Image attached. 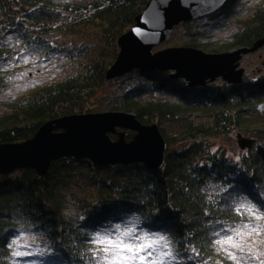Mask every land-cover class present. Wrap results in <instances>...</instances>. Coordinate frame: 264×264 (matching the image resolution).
Instances as JSON below:
<instances>
[{
	"label": "trees",
	"instance_id": "trees-1",
	"mask_svg": "<svg viewBox=\"0 0 264 264\" xmlns=\"http://www.w3.org/2000/svg\"><path fill=\"white\" fill-rule=\"evenodd\" d=\"M147 1L0 0V90L7 85L9 66L19 61L23 51L46 56L60 49L51 42V35L85 33L105 46L75 63L71 74L7 101L0 113V143L29 139L41 124L61 116L124 111L134 113L143 124L157 123L167 144L159 170L142 163L99 167L86 158L62 157L51 162L44 176L31 168L0 175V255H7L14 215L39 222L47 232L54 252L44 264H73V253L87 246L81 228L94 229L102 221L120 219L122 212L138 211L151 219L146 227L171 233L182 264H236L217 249L216 233L252 220L246 206L235 209L231 204L234 198L243 200L242 194L258 206L255 213H264V137L250 138L251 146L244 148L238 161L224 150L211 149L209 138L233 129L264 133V111L257 109L264 101V74L244 77L240 83L221 80L187 87L170 71L134 70L112 79L116 85L108 92L104 109L95 110V100L109 82L106 71L119 51L117 39L133 26ZM237 2L228 0L207 18L229 17ZM238 22L224 48H209L207 41L199 40L207 32L192 29V22L182 23L189 36L178 46L207 52L251 46L264 37V1ZM229 97L239 99L233 103ZM170 124L177 134H166ZM259 124L263 127L258 128ZM127 132L129 139L133 131ZM171 140L179 145L170 147ZM208 180L228 186L214 204L207 203L200 191ZM79 181L86 187V196L81 206L68 211L63 194L70 186H79ZM65 212L75 216L66 219ZM76 264L82 262L76 259Z\"/></svg>",
	"mask_w": 264,
	"mask_h": 264
},
{
	"label": "water",
	"instance_id": "water-1",
	"mask_svg": "<svg viewBox=\"0 0 264 264\" xmlns=\"http://www.w3.org/2000/svg\"><path fill=\"white\" fill-rule=\"evenodd\" d=\"M228 0H148L135 17L132 27L122 33L119 51L106 71V79L126 75L134 70L170 71L187 87L205 86L217 78L240 83L244 68L240 59L264 45V37L251 46L228 51L207 52L189 46H172L153 51L166 41L173 28L208 16L225 6ZM258 110L264 111V101ZM117 128L124 129L118 131ZM127 130L133 131L129 139ZM111 134H117L115 139ZM253 140L238 143L250 147ZM167 144L157 123L143 124L136 115L124 111H102L61 116L44 122L35 134L21 142L0 143V175L31 168L39 176L47 174L52 161L62 157L89 159L104 167L114 164L142 163L159 170L164 164Z\"/></svg>",
	"mask_w": 264,
	"mask_h": 264
},
{
	"label": "rangeland",
	"instance_id": "rangeland-1",
	"mask_svg": "<svg viewBox=\"0 0 264 264\" xmlns=\"http://www.w3.org/2000/svg\"><path fill=\"white\" fill-rule=\"evenodd\" d=\"M262 1L264 0H239L237 5L234 7V11L229 17L225 18L223 14L207 18L211 16L209 15L189 22L194 24L192 29L196 30V28H201V30L207 32V36L200 35L199 40L207 41L209 48H224V43L228 41L224 39L225 35L229 32L235 31L239 26L238 19L246 17L250 9ZM182 23L173 28L170 37L166 41L154 46L153 51L160 50L165 47L178 46L188 40L189 34L186 28L181 26ZM49 38L51 39V42L58 44L60 49L53 51L46 56H42L39 51H34L32 53L23 51L19 61H16L9 66L6 74V76H8L7 85L4 89L0 90V113L4 110V105L7 101L24 95L27 91L40 84L59 80L64 76L71 74L77 68L75 67V63L80 62L84 57L88 58L90 56H94L105 47L104 43L99 45L98 41L96 43V41L89 34L85 33H78L72 36L57 34L51 35ZM117 47L119 49L118 44ZM219 52L222 51H218L217 53ZM240 67L244 68V77L249 79H253L261 74H264V45L254 52L244 54L240 59ZM112 79H108L109 82L96 98L95 110L104 109V103L109 97L108 92H111L113 87L116 85V81ZM221 80V78H217L214 82H219ZM257 117V119L262 118V116ZM262 121L263 120H261V122ZM257 127L262 128L263 126L259 124ZM117 130L122 131L124 129L117 128ZM165 131L169 136L177 134L176 127L171 124L166 126ZM116 135L117 134H115V137ZM257 137H264V133L259 132L258 130L248 132L241 129H233L227 133L210 137L209 144L211 149L224 150L227 156L238 161L241 153L244 151V148H241L238 142L245 138L257 139ZM171 141L170 147H177L179 145L177 141ZM77 183L80 185L70 186V188H68L63 194L64 203L66 204V209L68 211H75L77 207L82 205L83 198L86 196V187L84 183L82 181ZM256 214L261 215L259 213ZM261 216L262 218L259 220L256 219L255 215H253L252 220H248L247 222L236 226L229 225L226 229L221 230L219 235H217V239H223L232 235L233 241L235 243H240L245 249L243 252L239 249L232 248L231 245L227 244L223 246L217 245V249L227 255L228 258V252L235 253L237 259L240 261V264H261V261H264V255H260V253H264V215ZM245 224H251L253 226L260 225L261 227L258 229L259 234H257L256 231H251L249 228H244ZM238 229L241 232L240 236L235 235V232ZM248 232H251V234L247 235L246 233ZM248 249H251V251ZM121 251L124 256L133 255L132 253L127 252V250ZM151 251L152 249L146 248L144 251L137 253L136 258L131 260L129 264H141L139 259L140 255L145 256L144 264H149L155 256L154 252L151 256L148 255Z\"/></svg>",
	"mask_w": 264,
	"mask_h": 264
},
{
	"label": "clouds",
	"instance_id": "clouds-1",
	"mask_svg": "<svg viewBox=\"0 0 264 264\" xmlns=\"http://www.w3.org/2000/svg\"><path fill=\"white\" fill-rule=\"evenodd\" d=\"M232 35L234 31L227 33L224 39L230 40ZM238 99L229 97V101L233 103ZM257 107L259 109L260 105ZM149 187L154 188V185ZM200 191L205 194L207 203L214 204L215 197L227 192L228 186L219 181L208 180ZM242 195L244 199L234 198L231 201L232 206L235 209L251 207L259 212L258 206L247 198L246 194ZM64 216L67 219L69 216H75V213L65 212ZM120 217L118 220L102 221L94 229L81 228V234L87 236L85 241L87 246L80 248L78 253H73V264H76V259L82 264H129L132 259L121 258L120 246L137 248L141 245H151L152 251L148 255L155 253L149 264H182V261L178 260L176 244L171 233L163 229L153 230L146 227V224L151 223V219L142 212H122ZM79 219L82 221L84 217L80 216ZM13 223L15 228L5 245L7 255H0V264H44L45 258L54 252L47 232L40 228L39 222H34L23 215L19 217L14 215ZM7 232L8 229H5V233ZM73 244L75 246L76 242L73 241Z\"/></svg>",
	"mask_w": 264,
	"mask_h": 264
},
{
	"label": "snow or ice",
	"instance_id": "snow-or-ice-1",
	"mask_svg": "<svg viewBox=\"0 0 264 264\" xmlns=\"http://www.w3.org/2000/svg\"><path fill=\"white\" fill-rule=\"evenodd\" d=\"M246 211H247L248 213L252 214V215H255L257 220H259V219L262 218V216H261V215H257V214L254 212L253 208H251V207H247ZM260 227H261L260 225H254V226L251 225V224H245V225H244V228H249V229H251V231H256L257 234H259V233H258V229H259ZM246 234H247V235H250L251 232H248V233H246ZM217 235H219V233H218ZM235 235H237V236H240V235H241V232H240L239 229L236 230ZM215 243H216L217 245H221V246L226 245V244H227V245H231L232 248L239 249L241 252H243V251L245 250V249L243 248V246H242L240 243H235V242L233 241V237H232V235H229V236H227L226 238H223V239H217V240L215 241ZM120 247H121L122 250H127V252L133 254V255H131V256H124V255H122V251H121V254H120V255H121V258H122L123 260H127V259H129V258H131L132 260H134V259L136 258V254H137V253L144 251L146 248H147V249H151V245H141V246H139V247H137V248H131V247H126V246H120ZM248 250L251 251V249H248ZM228 256H229V258H230L231 260L236 261V264H240V261L237 259V256H236L235 253L228 252ZM139 259H140V261H141V264H144L145 256H144V255H140V256H139ZM261 264H264V261H261Z\"/></svg>",
	"mask_w": 264,
	"mask_h": 264
}]
</instances>
